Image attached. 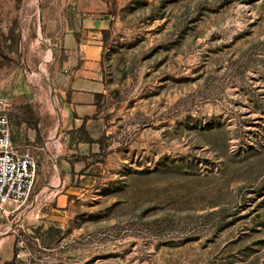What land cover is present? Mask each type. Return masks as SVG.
Instances as JSON below:
<instances>
[{
  "label": "rangeland",
  "instance_id": "obj_1",
  "mask_svg": "<svg viewBox=\"0 0 264 264\" xmlns=\"http://www.w3.org/2000/svg\"><path fill=\"white\" fill-rule=\"evenodd\" d=\"M115 1L103 169L73 179L62 209L39 196L15 227L30 258L9 261L264 264V0ZM41 2L47 18L40 0H0V90L37 159L35 190L62 191L48 24L73 5Z\"/></svg>",
  "mask_w": 264,
  "mask_h": 264
},
{
  "label": "crops",
  "instance_id": "obj_2",
  "mask_svg": "<svg viewBox=\"0 0 264 264\" xmlns=\"http://www.w3.org/2000/svg\"><path fill=\"white\" fill-rule=\"evenodd\" d=\"M40 3L42 4L41 0ZM70 4L73 5L70 22L65 18L64 11L48 24V30L53 32V37L57 41L55 45L59 47L55 54L56 61L50 69L55 68L52 83L58 101L59 133H62L63 190L60 191L54 185L47 187L49 192L39 188L35 190L32 201L33 205L36 200L42 198L39 196L45 195L44 204L50 206L52 211L70 204L71 195L75 194L77 189L73 183L71 184L73 179L80 178L86 184L103 169V163L93 160V155L100 151L99 144L79 140L76 130L83 125L93 140L108 135L107 124L101 116V107L98 110L96 105V94H103V97L105 94L101 31L110 27L112 17L107 13V6L103 0H65L63 6ZM44 10V18H47L45 7ZM0 95L6 94L0 90ZM11 112L12 101L9 117ZM11 131L14 142L19 146H25L20 144V140H16L12 122ZM76 157H85V159L77 161ZM28 212H22L15 224L13 223L14 226L12 225L8 230L3 229L7 223H0V264H6L9 262V257L13 256L16 224ZM11 232L13 234H10Z\"/></svg>",
  "mask_w": 264,
  "mask_h": 264
},
{
  "label": "built area",
  "instance_id": "obj_3",
  "mask_svg": "<svg viewBox=\"0 0 264 264\" xmlns=\"http://www.w3.org/2000/svg\"><path fill=\"white\" fill-rule=\"evenodd\" d=\"M10 107V98L0 95V223L7 224L31 208L37 178L34 153L12 138ZM25 247L24 240L18 237L16 260L25 255L30 258L29 252H23Z\"/></svg>",
  "mask_w": 264,
  "mask_h": 264
},
{
  "label": "trees",
  "instance_id": "obj_4",
  "mask_svg": "<svg viewBox=\"0 0 264 264\" xmlns=\"http://www.w3.org/2000/svg\"><path fill=\"white\" fill-rule=\"evenodd\" d=\"M107 6V13L109 15H115L116 14V1L115 0H103ZM112 25V20L110 21V27ZM110 27L106 30H102L101 33H102V46L103 48L107 45L108 43V40H109V36H110ZM102 97H103V94H96V105L98 107V110L100 109V105L99 103L101 102L102 100ZM28 104H23L21 105L22 108H28ZM76 133L78 134L79 136V140H83L84 142L86 143H98L99 144V148H100V151L98 153H96L94 156V161H98V162H101L103 163V160H102V157L106 154L105 150L107 149L108 147V144H105V139L107 137H101L97 140H93L92 138L89 137V135L87 134V132L85 131L84 129V126L82 125L79 129L76 130ZM81 135H83V137H80ZM85 157H76V160L79 161V160H84ZM48 232H51L53 231L52 227H49L48 229ZM57 232H59V229H56ZM15 248H16V243H15V247H14V251H15ZM9 264H18V263H15L13 260L9 261L8 262Z\"/></svg>",
  "mask_w": 264,
  "mask_h": 264
},
{
  "label": "water",
  "instance_id": "obj_5",
  "mask_svg": "<svg viewBox=\"0 0 264 264\" xmlns=\"http://www.w3.org/2000/svg\"><path fill=\"white\" fill-rule=\"evenodd\" d=\"M6 264H9L8 262Z\"/></svg>",
  "mask_w": 264,
  "mask_h": 264
}]
</instances>
